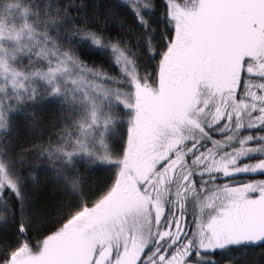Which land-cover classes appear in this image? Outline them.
<instances>
[{"label":"snow or ice","instance_id":"obj_1","mask_svg":"<svg viewBox=\"0 0 264 264\" xmlns=\"http://www.w3.org/2000/svg\"><path fill=\"white\" fill-rule=\"evenodd\" d=\"M0 264H264V0H0Z\"/></svg>","mask_w":264,"mask_h":264}]
</instances>
